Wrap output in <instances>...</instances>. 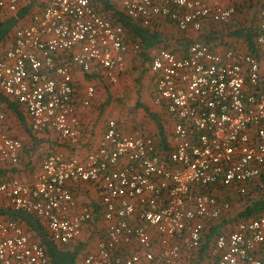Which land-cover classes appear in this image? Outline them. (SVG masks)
Listing matches in <instances>:
<instances>
[{"label": "built area", "instance_id": "obj_1", "mask_svg": "<svg viewBox=\"0 0 264 264\" xmlns=\"http://www.w3.org/2000/svg\"><path fill=\"white\" fill-rule=\"evenodd\" d=\"M143 25L173 24L192 38L185 53L148 49L151 98L163 121L164 144L144 127L123 133L108 118L83 156L48 153L32 183L0 181V203L41 217L48 235L67 244L95 216L77 207L68 181L97 188L101 235L83 264H197L203 234L232 215V194L264 186V0L255 15L253 49L199 38L209 23L234 20L221 0H116ZM26 2L33 9L0 55V94L16 101L35 133L53 130L75 145L78 112L96 97L87 82L78 95L73 71L100 72L115 84L129 49L124 30L91 0H0V15ZM35 5V7H34ZM195 33V36L192 34ZM0 101V166H14L22 141ZM202 264H264V213L215 232ZM48 253L14 219L0 216V264H47Z\"/></svg>", "mask_w": 264, "mask_h": 264}, {"label": "trees", "instance_id": "obj_2", "mask_svg": "<svg viewBox=\"0 0 264 264\" xmlns=\"http://www.w3.org/2000/svg\"><path fill=\"white\" fill-rule=\"evenodd\" d=\"M262 1L263 0H241L235 3L234 8L236 12L234 14V20L225 24H217L214 22L209 23L207 27L203 29L204 32L199 35V38L211 45L218 43L217 45L224 47H229L234 40H237L242 44L244 43L252 50L255 15ZM91 3L99 13L123 28L125 33L124 40H126V42L129 44L137 42L139 44V50L133 52L141 55L143 60H149L148 49L152 46L159 45L175 52L181 51V53H185L186 46L192 40V38L188 37L185 32L178 30L173 24H163L162 27H160L159 23L143 25L135 18L127 15L116 0H91ZM31 9H33L32 2H26V4L21 6L16 12H5L0 15V55L11 44L13 31L27 19L26 17ZM123 73L124 72H122V74ZM83 76L89 79L97 78V81H100L101 83L105 81L107 82L106 85L111 84L102 73L94 70L83 73ZM0 101L4 104L3 111L9 125H11L12 117L14 115L20 123L25 124V118L27 115L21 108L20 104L3 94H0ZM149 116L155 121V133L159 136L160 144H164V121L161 114L159 112H150ZM26 132L31 139H35L34 133L28 129H26ZM39 134H42L43 136L37 137V146L33 149L38 155L36 156L37 160L40 161V164L46 154L56 152L54 151V147L63 146L70 148L73 146L62 140L53 130L48 129ZM41 138L44 139V142H50L51 148L46 147L45 149L39 150V143L42 142L40 141ZM71 148L73 149V147ZM38 157L40 159H38ZM20 160L21 158L19 161ZM14 166H0V181L14 178L11 175L16 168ZM231 200L234 204L232 215L219 218L203 234L197 264H200L203 255H205V249L208 246L209 241L211 242L215 232L238 219L264 213V186H253V188L243 195L232 194ZM99 208L98 203L92 206L94 214L99 213ZM0 216L16 220L30 237L35 238L45 248L49 256L47 264H83L84 255L94 244L97 237L101 235V226L100 223L95 222L97 220V217L95 216L92 221L83 228V230H87V234L83 235V233H81L80 236L67 244H61L54 241L48 235L43 219L34 213L23 209H15L2 202L0 203Z\"/></svg>", "mask_w": 264, "mask_h": 264}, {"label": "crops", "instance_id": "obj_3", "mask_svg": "<svg viewBox=\"0 0 264 264\" xmlns=\"http://www.w3.org/2000/svg\"><path fill=\"white\" fill-rule=\"evenodd\" d=\"M239 1L241 0H221V2L224 4L231 3L232 5ZM192 35L195 36V33ZM125 63L126 67L123 71L124 73L119 77V80L115 84L109 85H106L107 82L105 81L102 83L97 81V78L89 79L84 77L83 73H81L79 70L73 71V77L78 86V95H80V93L83 91L84 85L91 80V82L96 86L97 93L92 105L83 110H79L78 112L80 119V134L78 143L75 144L76 146H71L73 149L71 147L66 148L63 146H56L54 147V151L61 153L65 157L74 155L79 157L83 156L97 144L99 137L104 130L105 122L108 118L116 119L120 123L121 131L125 134L131 133L138 126L144 127L149 132H156L155 126H152V124L149 123L144 124L142 122L144 120L143 116L145 114L147 117L151 111L158 112L159 110V107L153 104L151 98V90L155 86V74L150 70L148 60H143L141 55L134 53L131 49H129L125 55ZM143 71H145V78L142 81V89L138 93L136 92L135 96V94H133L134 81L132 80L131 76H133L134 72L142 74ZM129 73H131V76H129ZM141 110H143V112H141ZM14 118L17 119V117L15 115L12 117L13 122L15 120ZM25 119V124H27L28 130L34 133L35 139H31L26 131L22 132L20 129L17 130L14 128V126L11 127L7 120L6 122L10 132L22 141V149L20 151L21 160L16 164V166H14L16 168L11 175L21 182L29 184L35 180L41 170L40 161L37 160L38 155L33 148L37 146V137L43 135L33 132L30 128L28 118L26 117ZM25 124L23 125L25 126ZM40 141L42 142L39 143V150L50 147V142H44L43 138H41ZM38 159L40 158L38 157ZM263 176L264 174L262 175V179ZM67 186L74 194L77 207H81L84 204L92 207L98 203L97 188L94 184L87 182L68 181ZM233 208L234 204L232 210ZM95 217H97L95 222L99 223L101 221L100 213H96ZM222 218H224V216ZM85 230L82 229L83 235L87 234V230ZM211 242L209 241V244L205 249V255H203L200 264H202V262L206 263L209 260L207 257V252Z\"/></svg>", "mask_w": 264, "mask_h": 264}, {"label": "rangeland", "instance_id": "obj_4", "mask_svg": "<svg viewBox=\"0 0 264 264\" xmlns=\"http://www.w3.org/2000/svg\"><path fill=\"white\" fill-rule=\"evenodd\" d=\"M113 1V0H112ZM144 72L142 74L140 73H137V72H134L133 73V76H131V73H129V76H131L132 80L134 81V88H133V94H135L136 96V92L138 93L141 89H142V81L144 80L145 78V75H144ZM153 72V71H152ZM154 73V72H153ZM142 75H144L143 77H141ZM90 81V80H89ZM92 81V80H91ZM130 99V98H129ZM114 101V100H113ZM120 103V102H119ZM141 112H143V110H141ZM151 113H154V111H151ZM144 117V120L142 121L144 124L146 123H149V124H152V126H156L155 125V121L149 116L147 115L146 117V114L143 116ZM14 122L13 120L11 121V127L14 126V128H16L17 130H21L22 132L26 131L27 128V124H25V126L23 124H21L19 122V120H17L16 118H14ZM119 123V122H118ZM120 125V123H119ZM148 125V124H147ZM163 125L167 126V122H163Z\"/></svg>", "mask_w": 264, "mask_h": 264}]
</instances>
